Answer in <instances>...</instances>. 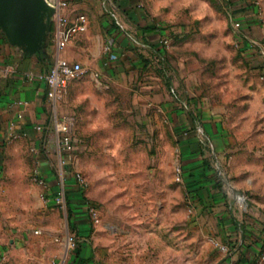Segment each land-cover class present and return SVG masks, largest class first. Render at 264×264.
<instances>
[{
  "label": "rangeland",
  "instance_id": "374dc122",
  "mask_svg": "<svg viewBox=\"0 0 264 264\" xmlns=\"http://www.w3.org/2000/svg\"><path fill=\"white\" fill-rule=\"evenodd\" d=\"M152 3L167 30L162 56L137 49L121 53L116 65L128 69L114 66L107 78L87 70L66 84L58 116H74L76 126L75 152L64 175L73 180L80 172L88 181L85 194L108 201L121 220L129 210H143L142 191L155 196L170 188V228L178 222L174 227L186 234L172 238L170 231V264H218L219 251L229 253L230 246L213 233L211 208L230 213L235 223L243 220L252 235L264 238V0ZM166 96L170 112L178 115L170 130ZM182 111L191 118L188 126ZM49 116L50 128L34 127L50 130L33 137L16 132V140L8 139V125L21 119L0 120V263L10 240L25 233L43 235L53 223L69 231L67 210L52 202L61 157L53 147L52 108ZM193 137L203 143L199 150L208 166L198 184L185 179V147ZM42 162L54 188L35 182L36 173L44 175ZM194 183L215 191L211 206L197 198ZM151 200L157 212L162 197ZM90 201L100 211L105 207ZM225 220L221 215L219 221Z\"/></svg>",
  "mask_w": 264,
  "mask_h": 264
},
{
  "label": "crops",
  "instance_id": "0c3cea01",
  "mask_svg": "<svg viewBox=\"0 0 264 264\" xmlns=\"http://www.w3.org/2000/svg\"><path fill=\"white\" fill-rule=\"evenodd\" d=\"M62 1L68 3L61 13L69 22H75L79 16L87 19L86 32L75 35L63 50H58L51 32L43 51L37 55H29L12 46L0 30V120L17 117L22 113L23 119L17 124L16 132L28 133L30 137L50 130L51 108L52 117L55 109L57 115L60 113L58 106L54 109L47 97V75L58 59L79 63L85 71L90 70L107 78L113 72L112 67L115 66L116 71H119L128 69V66L116 65L117 59L110 61V55H104L106 45L116 57L121 53H132L136 49L157 54L164 46L162 42L167 35L166 26L159 22V11L152 0ZM42 54L48 55L49 60H42ZM6 67H13L15 70L8 78L3 77ZM166 101L164 114L170 130V121L176 120L178 115L170 112L168 96ZM19 102L26 105L20 106ZM182 113L180 117L185 121L183 125L188 126V119L191 118L184 116V111ZM34 124H48L49 128L45 127L43 131L37 132ZM53 135V147L56 148L55 133ZM1 136L5 139V134L1 135L0 132V138ZM200 142L193 137L187 141L185 147V179L189 183L195 181L198 184L208 176V166L204 160L206 156L199 150L203 144ZM42 166L44 179L54 188L53 174L49 172L45 162H42ZM68 181L73 188V180L68 177ZM196 184L194 183V188H198L195 192L197 198L202 199L205 206H211L215 191L210 188L206 190V185ZM156 192L158 193L154 196L153 191H142L138 197L139 202L144 205L143 210L139 213L129 210L126 220L116 217L105 199L100 200L94 194H84L87 200L100 201L105 205L101 209V223L94 226L90 222L84 201L74 187L67 199L69 231L53 223L44 228L49 232L43 235L25 233L18 239L10 240L9 247L5 248L4 261L0 264H170V231L172 238H180L186 234L184 230L174 227L178 222L171 224L170 228V188ZM153 197H162V206L160 205L157 212L149 207L153 204ZM204 209L205 214L208 209ZM211 211H214L211 216L214 221L212 224H215L212 226L213 233L219 235L218 242L221 245L230 246L229 253L218 250L222 254L218 264H258L260 255L264 252V238L252 235L250 230L253 231V228L243 220L239 223L233 222L230 213L215 208H211ZM221 215L226 219L223 222L219 221ZM54 233L59 235L60 241L56 240L58 237ZM68 235H74L79 240L77 250H67Z\"/></svg>",
  "mask_w": 264,
  "mask_h": 264
},
{
  "label": "built area",
  "instance_id": "2783aa9c",
  "mask_svg": "<svg viewBox=\"0 0 264 264\" xmlns=\"http://www.w3.org/2000/svg\"><path fill=\"white\" fill-rule=\"evenodd\" d=\"M48 4L55 9V15L53 17L52 23V35L58 50H63L70 40L77 34L84 33L87 30V19L85 16H79L75 22H69L67 17H65L61 11L67 8L68 3L62 0H46ZM163 45L167 44V41L162 42ZM105 53L110 55V61L116 60L117 57L111 54V48L106 47ZM15 70L13 67H6L3 70V77H10ZM86 74L85 69L79 63H70L64 59H58L56 65L50 70L47 75V83L49 85V91L47 97L51 100L52 105L55 109L57 104L63 98V90L66 84L70 81L78 80ZM18 105L25 106L23 102H19ZM18 119H23V114L19 113L17 115ZM53 130L55 133L56 149L60 155V169L58 171V192L53 198V204L67 210V197L69 181L65 177L64 169H68V163L72 160L73 154L75 152L74 145V130L76 126V119L74 116L68 115L62 118L58 117L56 109L54 110V116L52 118ZM45 129L42 125H37L34 130L41 132ZM19 136L16 133L15 122L9 123L8 125V139L16 140ZM35 151V148H32ZM178 177L177 180L181 181V168L177 169ZM35 182L40 186H48V183L43 176L38 173L35 175ZM73 184L79 191L84 195L85 190L88 187V181L80 172H75L73 175ZM85 207L90 219V222L97 226L101 223L102 216L99 207L90 202L85 201ZM66 246L68 251H75L78 249L79 240L74 235H68L66 240ZM222 248V247H221ZM259 264H264V255L262 254L259 259Z\"/></svg>",
  "mask_w": 264,
  "mask_h": 264
},
{
  "label": "water",
  "instance_id": "95a60500",
  "mask_svg": "<svg viewBox=\"0 0 264 264\" xmlns=\"http://www.w3.org/2000/svg\"><path fill=\"white\" fill-rule=\"evenodd\" d=\"M55 9L46 0H0V28L8 42L29 55L43 51Z\"/></svg>",
  "mask_w": 264,
  "mask_h": 264
},
{
  "label": "trees",
  "instance_id": "16d2710c",
  "mask_svg": "<svg viewBox=\"0 0 264 264\" xmlns=\"http://www.w3.org/2000/svg\"><path fill=\"white\" fill-rule=\"evenodd\" d=\"M164 53H165V47H164V46L162 47L161 50H158V51H157V54H158L159 56H162ZM41 56H42V60H44V61H48V60H49V56H48V55L42 54ZM74 187L77 188L76 186H73V188L71 187V185L69 186V188H68V197L71 195L72 189H74ZM77 191H78V193H79V197L84 201V204H85V201H87V199H86V198L84 197V195L79 191L78 188H77ZM68 197H67V199H68ZM262 253H263V251H262Z\"/></svg>",
  "mask_w": 264,
  "mask_h": 264
}]
</instances>
